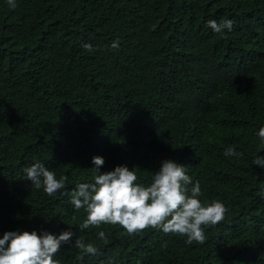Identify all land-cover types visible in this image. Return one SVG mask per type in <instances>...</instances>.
Wrapping results in <instances>:
<instances>
[{"label":"trees","instance_id":"1","mask_svg":"<svg viewBox=\"0 0 264 264\" xmlns=\"http://www.w3.org/2000/svg\"><path fill=\"white\" fill-rule=\"evenodd\" d=\"M15 4L0 0V238L70 230L99 250L62 244L59 264H264V168L253 164L264 157V0ZM225 19L231 31L207 26ZM94 156L101 173L125 165L145 186L173 160L202 203L228 211L203 244L151 228L81 230L86 213L70 200L92 181ZM36 162L67 176V195L31 185L24 169Z\"/></svg>","mask_w":264,"mask_h":264},{"label":"clouds","instance_id":"2","mask_svg":"<svg viewBox=\"0 0 264 264\" xmlns=\"http://www.w3.org/2000/svg\"><path fill=\"white\" fill-rule=\"evenodd\" d=\"M10 7L15 8V0H8ZM213 32L222 34L233 29V21L225 19L222 23L207 21ZM83 47L93 51L91 44ZM112 48H118L113 42ZM260 141L264 142V126L257 132ZM224 155H243L229 147ZM94 167L91 182L79 183L71 196L70 203L76 211L81 209L86 218L80 223L81 230L101 225H119L129 235H135L145 229H159L186 237V243L203 244L206 240L205 228L220 223L228 209L219 201L201 202L202 190L199 181L193 183L186 174L183 165L173 160H163L159 170L153 173L151 183L147 186L137 183V175L125 165L115 166L113 170L100 172L104 164L102 157H92ZM253 164L264 168V157L256 156ZM27 180L36 189L49 195H67L65 189L67 176L56 174L42 163L36 162L24 169ZM191 185V186H190ZM190 186V187H189ZM264 195V190H262ZM70 230L54 235L42 230L6 231L0 238V264H59L54 259L62 244L76 247L84 255H97L98 248L92 242H85ZM99 240H105L104 231L97 232ZM78 259H83V255Z\"/></svg>","mask_w":264,"mask_h":264}]
</instances>
